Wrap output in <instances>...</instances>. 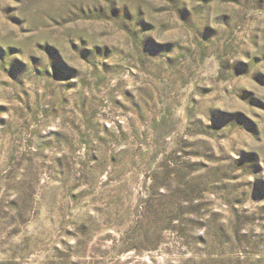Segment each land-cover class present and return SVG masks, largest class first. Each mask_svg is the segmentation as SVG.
Segmentation results:
<instances>
[{
	"label": "rangeland",
	"instance_id": "rangeland-1",
	"mask_svg": "<svg viewBox=\"0 0 264 264\" xmlns=\"http://www.w3.org/2000/svg\"><path fill=\"white\" fill-rule=\"evenodd\" d=\"M0 264H264V0H0Z\"/></svg>",
	"mask_w": 264,
	"mask_h": 264
}]
</instances>
